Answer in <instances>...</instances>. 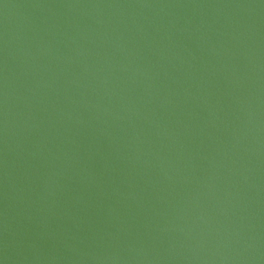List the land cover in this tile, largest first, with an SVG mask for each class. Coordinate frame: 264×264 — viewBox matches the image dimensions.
I'll return each instance as SVG.
<instances>
[{
  "label": "water",
  "instance_id": "1",
  "mask_svg": "<svg viewBox=\"0 0 264 264\" xmlns=\"http://www.w3.org/2000/svg\"><path fill=\"white\" fill-rule=\"evenodd\" d=\"M0 264H264V0H0Z\"/></svg>",
  "mask_w": 264,
  "mask_h": 264
}]
</instances>
